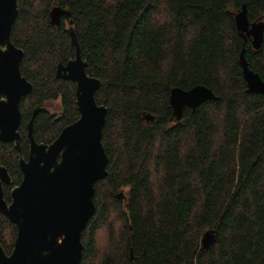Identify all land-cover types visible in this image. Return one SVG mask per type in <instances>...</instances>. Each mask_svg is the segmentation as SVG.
Segmentation results:
<instances>
[{
    "label": "trees",
    "instance_id": "trees-1",
    "mask_svg": "<svg viewBox=\"0 0 264 264\" xmlns=\"http://www.w3.org/2000/svg\"><path fill=\"white\" fill-rule=\"evenodd\" d=\"M16 2L10 37L31 83L19 102L25 159L35 108L60 100L59 112L40 110L32 120L34 139L46 144L79 116L75 84L55 77L57 64L74 57L69 26L87 74L100 80L94 98L107 109V175L94 185L80 264H264V98L248 92L239 62L244 45L249 68L264 80V32L254 49L234 21L243 3L250 22L263 18L264 0ZM53 6L70 13L58 26ZM197 84L215 99L185 107L175 120L170 90ZM19 156L14 143L0 141L7 202L22 179ZM206 232L215 239L203 247ZM15 237L16 226L0 214L6 253Z\"/></svg>",
    "mask_w": 264,
    "mask_h": 264
},
{
    "label": "water",
    "instance_id": "water-1",
    "mask_svg": "<svg viewBox=\"0 0 264 264\" xmlns=\"http://www.w3.org/2000/svg\"><path fill=\"white\" fill-rule=\"evenodd\" d=\"M16 0H0V141L14 143L19 151L20 183L10 191V201L4 198L3 184H10L5 166L0 164V214L16 226V237L10 253L0 245V264H80L83 245L81 231L95 210L93 201L96 181L107 175V155L101 134L106 107L96 103L95 91L100 80L86 72L74 29L69 26L70 44L74 57L65 64L59 62L55 77L75 84L79 116L65 126L50 143L37 142L32 133L34 109L27 123L28 156L21 155L19 125L21 98L31 91V83L21 74L23 50L11 40L12 25L17 16ZM69 11L53 6L50 22L58 26ZM239 35L251 38L254 49L263 41L264 17L250 22L243 3L234 14ZM71 24V21H70ZM244 45L239 53L242 77L248 92L264 98V80L249 68L244 57ZM215 99L212 90L197 84L189 89L173 87L168 103L175 120H181L183 109L194 110L206 100ZM144 115L146 121L152 120ZM206 232L203 247L214 241Z\"/></svg>",
    "mask_w": 264,
    "mask_h": 264
},
{
    "label": "rangeland",
    "instance_id": "rangeland-1",
    "mask_svg": "<svg viewBox=\"0 0 264 264\" xmlns=\"http://www.w3.org/2000/svg\"><path fill=\"white\" fill-rule=\"evenodd\" d=\"M47 106H48V108L50 109V111H58V102L56 101V102H49L48 104H47ZM105 241H106V239H105V236H104V234H102V233H99L98 234V244L100 245V246H103L104 244H105Z\"/></svg>",
    "mask_w": 264,
    "mask_h": 264
},
{
    "label": "flooded vegetation",
    "instance_id": "flooded-vegetation-1",
    "mask_svg": "<svg viewBox=\"0 0 264 264\" xmlns=\"http://www.w3.org/2000/svg\"><path fill=\"white\" fill-rule=\"evenodd\" d=\"M58 102V111H50V109L48 108V106H47V104L49 103V102ZM42 107L43 108H45L47 111H50V112H53V113H57V112H59L60 111V100L59 99H56V100H50V101H46L43 105H42Z\"/></svg>",
    "mask_w": 264,
    "mask_h": 264
}]
</instances>
